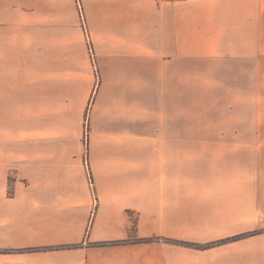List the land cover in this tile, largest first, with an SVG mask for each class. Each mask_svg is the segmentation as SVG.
Masks as SVG:
<instances>
[{
  "label": "crops",
  "instance_id": "1",
  "mask_svg": "<svg viewBox=\"0 0 264 264\" xmlns=\"http://www.w3.org/2000/svg\"><path fill=\"white\" fill-rule=\"evenodd\" d=\"M48 1L0 0V35L24 33L0 95V264H264V96L239 91L251 119L227 125L192 107L193 67L262 65L264 0H78L103 75L86 143V57L64 67L28 27Z\"/></svg>",
  "mask_w": 264,
  "mask_h": 264
},
{
  "label": "rangeland",
  "instance_id": "2",
  "mask_svg": "<svg viewBox=\"0 0 264 264\" xmlns=\"http://www.w3.org/2000/svg\"><path fill=\"white\" fill-rule=\"evenodd\" d=\"M27 6L29 7V9H26V15H30L29 13L37 12V16L41 15L42 18L45 17L41 22L35 20L31 24H29L30 26L28 27L33 29H44L45 33L42 32L41 34L42 40L47 39L48 44H55L57 46H60L58 50L57 48H55V46L52 48H48V51H52V55H54L51 57V59L61 57V59L64 60V67L73 66L79 61L78 70H80L83 65L82 63L84 57H86L92 79V87L89 93L90 98L85 111L84 142L86 143L89 141L90 136L89 114L91 112V108L95 104L96 95L103 85V75L101 72L99 64L100 62L97 54H94V56H92L87 48L86 30L89 33H91V31L86 14L84 13V8L81 3L78 2V0H62L58 2L49 0L47 3H37L31 6ZM24 26L27 25L24 24ZM23 35V32L13 33L11 37L0 35V95L7 94L9 87H15L14 79L16 77L15 75L18 69L13 67V65L9 66V50H14L15 41L21 40L23 38ZM30 37L39 38L40 36L37 32L31 34ZM9 38L11 39L10 43ZM82 49H84L85 51L84 56V52ZM56 55L57 57H55ZM261 58L263 63L260 66L256 65L254 63L255 61H251V69L249 70V73H247L248 69L236 67L232 63H223L219 66L207 68L193 67L192 107L193 111H202L201 115L193 116V123H220L227 125L235 123L237 121L243 122L245 118L250 117L248 115V112H245V114L243 115L234 113L231 114L230 112L233 111L234 107L237 105V102L241 101L239 100V91L241 93H245L250 90L251 96H264V55ZM49 68L51 69L53 67ZM31 70L33 69L22 68L20 72ZM248 75H250V84L247 83ZM252 93H254L255 95ZM263 108L264 102L262 109ZM261 119L263 121L264 116H262ZM22 121V116L15 117L16 125ZM1 123L2 122L0 119V124ZM260 154L261 163L259 165L258 171L263 173L264 148L260 149ZM85 161H88V157L85 158ZM261 209L264 216V192L262 193L261 197ZM243 238L245 237L239 238L238 240H241ZM220 242L221 241L217 243H210L207 245L191 246H195L194 248L202 249L215 246L217 244H220Z\"/></svg>",
  "mask_w": 264,
  "mask_h": 264
},
{
  "label": "built area",
  "instance_id": "3",
  "mask_svg": "<svg viewBox=\"0 0 264 264\" xmlns=\"http://www.w3.org/2000/svg\"><path fill=\"white\" fill-rule=\"evenodd\" d=\"M163 2H173L175 0H162ZM86 38H87V48H88V51L89 53L94 56V47H93V42H92V39H91V35L90 33L86 30ZM85 166L87 168V171H88V175H89V182L91 184L92 187L93 186V180H92V176H91V173H90V167L88 165V161H85Z\"/></svg>",
  "mask_w": 264,
  "mask_h": 264
},
{
  "label": "trees",
  "instance_id": "4",
  "mask_svg": "<svg viewBox=\"0 0 264 264\" xmlns=\"http://www.w3.org/2000/svg\"><path fill=\"white\" fill-rule=\"evenodd\" d=\"M255 233H252L251 235H253ZM246 235H241V236H237V237H234V238H230V239H227V240H224V241H221L220 244H223V243H227V242H233L235 240H238L239 238H242V237H245ZM148 241V240H146Z\"/></svg>",
  "mask_w": 264,
  "mask_h": 264
}]
</instances>
